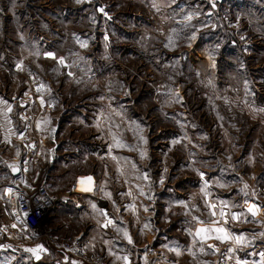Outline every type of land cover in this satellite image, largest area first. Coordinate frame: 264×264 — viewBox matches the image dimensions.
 <instances>
[{
	"label": "rangeland",
	"instance_id": "1",
	"mask_svg": "<svg viewBox=\"0 0 264 264\" xmlns=\"http://www.w3.org/2000/svg\"><path fill=\"white\" fill-rule=\"evenodd\" d=\"M43 99L61 150L143 161L161 195L169 187L183 199L176 216L236 208L245 238L230 264H264V0H0V128L11 115L17 154L22 110L47 134Z\"/></svg>",
	"mask_w": 264,
	"mask_h": 264
},
{
	"label": "crops",
	"instance_id": "2",
	"mask_svg": "<svg viewBox=\"0 0 264 264\" xmlns=\"http://www.w3.org/2000/svg\"><path fill=\"white\" fill-rule=\"evenodd\" d=\"M7 109L11 113L10 106ZM11 117L0 128V225L9 221L8 188L20 184L19 180L31 169L21 164V153L17 154L10 143L15 135ZM39 117L42 137L58 121L52 103L43 99ZM48 132L43 136L40 161L49 166L47 187L52 193L70 192L69 199L58 204L48 223L57 235L80 238L94 259L90 264H216V243L224 244L217 245L219 251L229 250L245 238L237 227L236 208L228 206L230 217L224 214L212 215L210 219L176 216L171 212L183 199H176L177 191L169 187L161 195L160 188L151 184L152 174L143 161L129 160V154L122 151L81 152L79 146L61 150L64 137ZM38 173L34 172L37 179L42 171ZM204 189L205 201L213 211V196L207 185ZM160 203L164 208L162 216L157 212ZM176 222L182 223L181 233ZM184 236L187 240L180 241ZM38 244L19 248L6 239L0 240V264H87L47 244L35 249ZM151 247L158 249L156 256H147Z\"/></svg>",
	"mask_w": 264,
	"mask_h": 264
},
{
	"label": "built area",
	"instance_id": "3",
	"mask_svg": "<svg viewBox=\"0 0 264 264\" xmlns=\"http://www.w3.org/2000/svg\"><path fill=\"white\" fill-rule=\"evenodd\" d=\"M44 91V88H34L33 92ZM22 119L21 131L17 142L23 148L21 153V164L24 167L37 165L42 157L43 139L32 132L35 125V113L24 109L20 112ZM52 161V155L49 157ZM49 168V167H48ZM39 182L27 183L25 186L12 185L8 188L10 201L9 222L0 225V240L6 239L16 247L23 248L25 245L36 244L45 240L52 248L62 251L72 258L90 264L94 262L87 250L85 243L80 238H60L54 231L48 219L59 203L69 199L68 191L52 193L47 187V176L49 169H42ZM217 264L231 263V250H220Z\"/></svg>",
	"mask_w": 264,
	"mask_h": 264
}]
</instances>
